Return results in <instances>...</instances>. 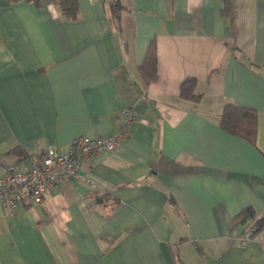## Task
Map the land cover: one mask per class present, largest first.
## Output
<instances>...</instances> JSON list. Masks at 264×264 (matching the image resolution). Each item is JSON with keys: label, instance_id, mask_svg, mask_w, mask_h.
I'll list each match as a JSON object with an SVG mask.
<instances>
[{"label": "crops", "instance_id": "obj_1", "mask_svg": "<svg viewBox=\"0 0 264 264\" xmlns=\"http://www.w3.org/2000/svg\"><path fill=\"white\" fill-rule=\"evenodd\" d=\"M76 1L68 18L0 0V160L123 138L36 202H0V264H264V226L241 243L252 222H233L264 215V0H117L119 23L116 0ZM187 76L197 99L179 94ZM227 102L256 110L254 143L220 127Z\"/></svg>", "mask_w": 264, "mask_h": 264}, {"label": "built area", "instance_id": "obj_2", "mask_svg": "<svg viewBox=\"0 0 264 264\" xmlns=\"http://www.w3.org/2000/svg\"><path fill=\"white\" fill-rule=\"evenodd\" d=\"M135 114L132 108L123 110V124L134 119ZM122 138V131L108 137L75 136L66 150L56 151L52 146H47L42 157L31 159L24 169H19L13 159L0 160V202L9 207L36 202L46 196L50 187L64 175L77 177L81 159H87L92 153L116 149ZM253 233V228L247 227L239 236V241L244 243L253 238Z\"/></svg>", "mask_w": 264, "mask_h": 264}, {"label": "trees", "instance_id": "obj_3", "mask_svg": "<svg viewBox=\"0 0 264 264\" xmlns=\"http://www.w3.org/2000/svg\"><path fill=\"white\" fill-rule=\"evenodd\" d=\"M17 1V0H8ZM34 3H38V0H31ZM53 3L58 7L59 11L68 18H74L78 13V6L76 0H52ZM121 4L119 1H113L111 3V13L116 18L115 20L119 23L120 21V9ZM228 4L224 13H227ZM155 66H156V53H155V42L151 39L147 45L143 60L138 64V72L145 83H148L155 77ZM196 85V79L194 77L187 76L180 85L179 94L181 97L197 99L198 97L194 94V88ZM219 125L226 132L237 135L246 139L247 141L254 143L256 132H257V113L252 107L239 106L232 102L224 104L219 117ZM13 154H18L20 158L28 157L30 159L41 158L44 151L41 153H30L29 151L15 147L9 151ZM115 201V200H114ZM251 220L250 225L253 228V236H255L262 226H264V215L257 216L255 211L250 207L246 206L242 208L233 216V222L235 224H243ZM248 226V227H250ZM244 232V231H243ZM242 232V233H243ZM181 240H183L181 238Z\"/></svg>", "mask_w": 264, "mask_h": 264}]
</instances>
